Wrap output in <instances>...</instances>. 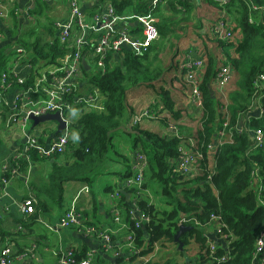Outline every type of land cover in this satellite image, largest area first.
I'll list each match as a JSON object with an SVG mask.
<instances>
[{
  "label": "trees",
  "instance_id": "obj_1",
  "mask_svg": "<svg viewBox=\"0 0 264 264\" xmlns=\"http://www.w3.org/2000/svg\"><path fill=\"white\" fill-rule=\"evenodd\" d=\"M96 1L109 2L119 15H123L146 12L150 0ZM209 2L225 11L227 16L220 19L226 21V17H232V33L240 30L241 39L234 45L236 56L227 55L219 60L215 55L207 54L205 65L198 77L202 102L200 126L191 137V142L188 138L185 141L181 135H160L145 129L141 125L142 120L132 125L133 130L137 132L130 135L134 148L136 150L138 145H141L149 165L152 164L151 179L160 185L161 197L166 199L165 205L167 204V208L160 207L162 204L157 200L152 203L148 198H138L137 195L150 190L143 188L147 185L142 184L138 189L125 190L132 196V202H135L140 213L150 219L143 226H136L132 205L120 191L123 217L128 226L126 234L134 235L135 252L128 254L132 261L152 254L156 244L170 241L176 245V253L181 256H185L190 242L196 245L197 250L195 257H186L183 263L166 261V264L262 262L263 257L259 256L255 260L254 253L257 239L264 233V80L260 79V76L264 75V22L261 15L263 13L254 11L253 7H264V0H231L224 7L212 0ZM45 6L43 1L38 0L35 9L30 12L41 15L46 9ZM165 8L173 14L183 16L185 13L187 18L191 16L194 4L189 0H162L154 10V15L159 19L156 26L161 38L171 30V18L163 13ZM7 14L14 26L11 33L17 36V45L24 49L23 61L32 68L21 87L24 90L34 89L36 78H41L44 72L47 73L50 68L58 66L59 59L70 51V45L59 42L54 25L52 27L51 24L50 41L36 32L37 27L19 34L16 31L19 27L17 8H9ZM250 18L254 19L253 23H250ZM216 40L221 46H232L229 42ZM3 52H0V76L3 72L10 74V63L18 59L15 50L10 54ZM86 58L92 61V57ZM158 58L159 50L155 43L140 56L125 50L120 63L111 62L110 57L102 72L83 70L82 83L91 84L99 90L103 110L95 111L85 106L74 108L78 112L73 119L76 143L71 141L65 154L49 159L47 182L40 189L49 203L61 204L64 183L73 180L85 181L99 169L113 148L112 139L115 134L112 131L133 123L134 113L128 94L140 85L157 81L163 75L165 69L154 65ZM220 65L230 66L238 75V87L229 94L230 103L225 112L213 94V84ZM163 93L164 103L160 109H166L173 120H180L181 112L171 98V92L165 89ZM154 104L156 110L157 102ZM257 106L260 107L258 115H248V111ZM245 115H248L249 121H244L241 125V116ZM163 121L168 128L174 125L166 123L167 117L163 118ZM225 122L228 123L226 127ZM177 128L180 130V127ZM239 128L242 129L241 132ZM223 132L225 135L221 136ZM255 132L263 135L260 146H257ZM55 135L60 134L55 131ZM226 136L229 137L227 141ZM180 148L191 152L195 157L189 174L177 171ZM64 155L67 157L63 160ZM28 157L31 162L45 159L36 151H30ZM13 163L15 167L18 165L20 170H26L28 167L24 158ZM49 203L46 200H37L36 212L28 219L35 221L40 214L50 212ZM19 223L26 225L27 222L20 219ZM180 226L191 228L180 237L183 243L181 250L174 238ZM211 226L219 227L217 237L226 243V247L215 245L214 252L211 251L212 242L206 233ZM84 257L83 253L76 256L78 260ZM141 264L156 263L148 260Z\"/></svg>",
  "mask_w": 264,
  "mask_h": 264
},
{
  "label": "crops",
  "instance_id": "obj_2",
  "mask_svg": "<svg viewBox=\"0 0 264 264\" xmlns=\"http://www.w3.org/2000/svg\"><path fill=\"white\" fill-rule=\"evenodd\" d=\"M41 1L46 4V9L43 10L42 14L40 15L30 12L31 10L33 11L35 9L36 5L38 4V0H0V12L3 14V16H0V29L2 32V37L0 39V52L4 51L3 53L10 54L13 49L15 50L18 47L16 42L17 36H14L11 33V28L14 27L12 20L8 17V14L6 15L8 9L12 8L13 6L17 8L19 27L17 30H15L19 34L29 28L37 27L36 32H41L40 36L44 37L45 40H52L51 35L49 34V21H52L55 28L56 23L64 22L68 19V0ZM189 1L194 4V9L192 10L193 14L198 10L197 6L202 7L204 0ZM195 3L197 5L196 7ZM97 4L98 2L96 0L95 3L92 0H86L82 5V9L89 17L98 9L96 6ZM210 8L214 7L211 6ZM217 8L218 18L216 20L227 16L225 11H221L219 7ZM164 10L169 11L168 8H165ZM215 13L213 11L212 15H215ZM157 20L159 21L158 17ZM46 21L49 22L47 27L45 25ZM202 21L204 22V20ZM133 26L131 23H123L120 25V27L124 28H132ZM54 30L56 31V29ZM133 31H138V29ZM200 32L208 33V27L202 29L199 31V33ZM239 32L240 30L234 33V38L237 41H239L241 38ZM55 35L57 36L56 32ZM158 41L156 43H158ZM195 44L200 45L201 41L196 42ZM205 45L209 49L212 47L211 43H205ZM223 49L225 50V48H222V50ZM190 51H196L199 55L205 58V60L208 54L202 51L199 52L197 48H189L179 65V68L182 71V65ZM212 55H215L217 58L219 57L216 52ZM229 55L231 56V54ZM225 56L222 55L219 57V59H224ZM121 61V56H114L112 58V62L120 63ZM10 65V73H14L18 78L27 79L32 70L31 66L23 61L22 56H18V59L16 61L14 60V62L10 63ZM168 70L170 71V69ZM201 72L202 69L197 73V76H200ZM174 78H172L173 80L171 79L172 88L177 90V93H183V90H179L182 88L181 84ZM233 78L234 77H232V80ZM86 84L87 83L85 82L81 83V86ZM229 89L234 91L235 87L230 86ZM0 90L4 97V103L0 107V228L2 231V237L0 238V249L5 245H11L13 247L14 254L17 256L15 258V264H59L62 254L69 250L74 252L75 257L81 253L85 254L84 258H86L89 254H93L94 264H141L142 262L140 259L142 258H137L136 260L132 261L131 257L128 255L130 252L133 253L134 249H126L124 247L125 237L127 236L126 229L120 231L118 225L113 221V211L116 205L113 192H115V190L123 191L121 190L122 181L125 177L131 174L133 158L137 152V149L135 150L134 148L133 139L130 137V135L121 130L115 132L117 134H115L112 139L113 148L111 151L113 152L110 153V151L107 154L99 169L91 174L85 181L73 180L64 183L63 202L59 207H52L53 210L51 214L54 216L52 222L48 220V217L46 218L45 214H40L35 221H32L31 219H28L31 215H25L21 213L19 204L23 199L29 196H33L36 201L46 200L48 203L50 202L48 198L40 191L42 186H44L47 182L46 177L50 171V164L46 163V161L49 162V159H43V162H31L29 160V157L24 150L26 147L27 135H38L39 140L42 143L47 144L54 137H56L55 131L57 130V127L53 126V128L49 127L48 129L45 128L38 130L32 125L31 131L28 130L27 127L24 132L20 125L15 123L17 126L16 130L10 131V129L7 127V122L13 115L12 105L16 96L20 95L23 89L20 85H18V83L12 81L11 86L3 90L1 88L0 76ZM82 91H84V89H82ZM170 92L172 93L171 89ZM183 94L186 96V98H182L179 101H181L182 104L184 103L183 105H185L186 109L187 107L191 106V102L189 101L188 94ZM213 94L216 96V98L218 97V88L216 90V87L214 86ZM152 103L154 102H151V104ZM147 111H150L148 105L139 113H135L132 119ZM259 111V106L253 107L250 111H248V115H258ZM6 113H8V116ZM248 115L241 116V125H243L244 121H249ZM149 118L155 119L156 117L154 114H152V116ZM183 121H185L184 116H182L180 122L185 124ZM32 123L33 122L30 124ZM181 123H179V125ZM185 126L180 127L179 135H181L183 138H188L191 142L192 138L190 137V126L192 125H189V128H186ZM149 128L151 129L152 126ZM197 129L198 127L195 129V131ZM165 135H173L170 133L168 127L166 128ZM114 146L117 147V150L114 148ZM21 158H24V160L28 162V167L26 170H20L18 165H16V167L13 166V162L17 163L21 160ZM16 168L17 173H12V170ZM3 178L7 179V183L2 182ZM145 193H142L139 195V197L144 199L148 198L150 202L155 203L152 199H150V196L147 197L148 194ZM127 202L130 204L132 203L131 195ZM51 204L52 203H49L50 206ZM72 205L76 207L77 211L82 216L85 225L70 228H60V218ZM20 219L25 220V222H27L26 225L19 223ZM45 225L53 226L55 229L51 231ZM86 226L98 227L103 231L109 230L113 232V234H111V240L113 242L112 249L106 250L104 248V242L99 237L86 234L84 232V228ZM206 233L210 241L214 242L216 245L225 246V242L217 238L216 227H209ZM30 252H32V254H29ZM116 252H120L118 257L115 256ZM21 254H27L28 256L25 257L24 260H21ZM31 255L33 256L30 257ZM262 257L263 258L261 261L264 262V255Z\"/></svg>",
  "mask_w": 264,
  "mask_h": 264
},
{
  "label": "built area",
  "instance_id": "obj_3",
  "mask_svg": "<svg viewBox=\"0 0 264 264\" xmlns=\"http://www.w3.org/2000/svg\"><path fill=\"white\" fill-rule=\"evenodd\" d=\"M84 1L86 0H68V19L64 22L55 24L59 42L61 44L70 45V51L59 59L60 64L58 66L50 68L47 73L44 72L41 78H36L34 89L24 90L23 87H21L23 89V91H21L22 93L17 95L13 102L12 123H18L24 132L32 122L30 120L31 116L39 117L45 114L59 113L67 123L65 130L47 144L40 142L38 135L28 134L26 147L24 149L27 155L30 151H36L45 159H51L55 155L65 154L72 141L69 133V121L65 117L66 112L80 106H85L95 111L103 110L99 90L95 86L89 88L85 87L87 85L81 86L84 79L83 60L87 62L89 71L95 73L102 72L105 70L106 63L110 57V61L112 62L114 56L122 57L125 50L136 56L143 55L160 38L156 26L158 20L154 15V10L162 3V0H150L146 12L123 15H119L110 3H98L96 5L98 9L89 17L82 9ZM92 1L95 3V0ZM212 1L224 7L229 4L231 0ZM179 9L182 8L179 7ZM253 10L263 13L262 21L264 22V7L254 6ZM0 16H3L1 12ZM253 22L254 19L250 18V23ZM123 23H136L137 25L132 28L120 27ZM135 29H138V31H133ZM211 35L223 42H229L232 40L234 34L223 19H218L211 27ZM1 37L2 32L0 29V39ZM15 51L19 57L24 56L23 48L18 46ZM86 56L92 57V62L94 63L93 68ZM204 65L205 58L196 51H190L182 65V69L186 73L187 81L192 84L193 101H196L200 108L202 102L197 73ZM232 72L234 71L230 66H221L219 68L215 78L218 89H224L231 82ZM260 79L264 80V75H261ZM12 81L23 86L26 79L18 78L14 73L8 74L3 72L1 75V88L5 90L7 87L11 86ZM82 89H84V91H82ZM3 103L4 97L0 92V107ZM149 114L150 111H147L136 116L132 124L136 125L144 116ZM227 125L228 123L225 122L224 127ZM168 129L171 134L179 135L177 126L170 125ZM241 130L242 129L239 128V132H241ZM224 135V132L221 133V136ZM255 139L257 146H260L263 135L260 132H255ZM180 150L181 155L177 161V171L183 174H189L195 163V157L184 148H180ZM148 168L149 161L147 156L143 151L138 150L133 158L132 172L123 179L121 190L125 191L133 188H140L144 182ZM12 173L16 174L17 168L12 170ZM2 182L7 183V179L3 178ZM113 197L116 200L115 209L113 211V221L118 225L121 231L127 229L128 226L123 217L124 210L120 202V190H116ZM137 197L140 198L139 195H137ZM36 203L37 201L33 196L23 199L19 204L21 213L33 215L36 212ZM131 205L133 217L136 218V226H143L144 223L149 222V217L140 213L135 202H132ZM80 225H85V223L74 205H72L59 220L60 228H70ZM45 226L51 231L55 229L50 225ZM84 230L88 235L99 237L104 242V248L106 250L112 249L113 242L111 240V234H113V232L109 230L103 231L98 227L89 226H86ZM219 232L220 229L217 226L216 235H218ZM1 237L2 231L0 228V238ZM222 241L225 242V240ZM215 245L214 242L211 243L212 252L216 250ZM134 246V235L127 234L124 247L126 249H134ZM133 252H135V249ZM29 254H32V252ZM119 255L120 252L115 253L116 257ZM263 255L264 233L262 232L256 242L254 259L256 260L259 256ZM27 256V254H21L20 259L24 260ZM32 256L33 255L30 257ZM16 257L11 245H5L0 249V264H15ZM59 264H94V255L89 254L86 258L77 260L74 252L69 250L62 254ZM261 264H264V262H261Z\"/></svg>",
  "mask_w": 264,
  "mask_h": 264
},
{
  "label": "rangeland",
  "instance_id": "obj_4",
  "mask_svg": "<svg viewBox=\"0 0 264 264\" xmlns=\"http://www.w3.org/2000/svg\"><path fill=\"white\" fill-rule=\"evenodd\" d=\"M195 3V7H196ZM214 8H210V7ZM197 11L194 12L191 16L185 17V13L183 16L181 14H173L170 11L163 10V13L166 16H169L171 20L169 21L171 30L166 33V35L161 38L158 41V50H159V58L157 59V62L154 63V65L161 69H165L163 75L155 82H151L150 84H143L138 86L137 88L133 89L129 94H128V100H130V103L132 104L133 108V113H139L142 109H145V107L148 105L150 108V114L146 115L142 119V126L145 129H148L150 131H154L157 134L164 135L166 134V124L163 121V118L167 117V122L168 124L172 123L177 127H182L185 126L186 128H189V125L191 128L190 132V137H193L195 134V129L200 126V114L202 113L201 108L198 107L196 101H193V96H192V84L187 81L186 73L183 72L180 68L179 65L189 48H197V50L200 52L204 53H210L214 54L215 52L219 57L227 56L231 54L232 57H235V51H234V45L236 44L237 40L234 38L235 36L233 35L232 40L229 41V43L232 44V46H227L224 45L221 47L219 44V41L216 40L210 33V27L216 23L218 20V8L211 4L208 0L203 1L202 7L197 6ZM208 9V10H207ZM214 11L215 15H212V12ZM262 15V14H261ZM222 17V16H221ZM186 18V20H185ZM225 23L228 25V27L231 29L234 25L232 22V17H226ZM224 19V17H223ZM204 20V22L202 21ZM51 26L53 27L52 21H49ZM49 22H45L46 27L48 26ZM208 27V33L207 32H200L202 29ZM39 35H41V32H38ZM234 34V33H233ZM240 36L241 33L239 32ZM241 39V38H240ZM201 41L200 45H196V42ZM206 44H212V47L209 49L206 47ZM225 43V42H224ZM228 43V42H227ZM222 48H225V50ZM14 50V49H13ZM12 50V52H13ZM210 51V52H209ZM223 51V52H222ZM218 57V59H219ZM219 60H222L220 58ZM90 62V61H89ZM92 68L94 66V63L91 61L90 62ZM221 66V65H220ZM170 69V71L168 70ZM93 70V69H92ZM168 71V72H167ZM93 72V71H90ZM175 77V78H174ZM197 76V80H198ZM232 77L233 80L229 85H227L224 89H218V94H217V99L221 103V106H223V111H226V107L229 105L230 100H229V94L232 92V89L230 90V86L235 87V90L238 87L237 81H238V75L236 72H232ZM174 78L176 81H178L181 84V87L179 90H183V93L188 94L189 101L191 102V106L187 107L185 109V105L179 101L182 98H186V96L183 93H177V90H174L172 88V83L171 79ZM173 80V79H172ZM199 81V80H198ZM91 84H88L85 86L86 88L91 87ZM214 87H216L217 90V84H213ZM169 90L171 89V98L176 102L177 108L179 107V110L181 112V116H184L185 118V124H182L180 120H173L169 116V112L166 109L161 110L162 105L164 103L162 97L164 96L163 90ZM234 89V88H233ZM234 90V91H235ZM151 102H157V109H155L154 103L151 104ZM77 110H69L66 112L65 117L69 121V133L71 135V138L73 139L72 141L76 143V130L74 128V121L73 119L75 118V115H77ZM157 113V114H156ZM152 114L155 115V119L149 118L152 116ZM8 116V113H6ZM12 117V116H11ZM190 119V120H188ZM179 123H181L179 125ZM167 124V125H168ZM32 124L28 125V130L31 131ZM53 126L57 127V123L55 121H47L44 123H41L36 126L38 130H42L45 128H53ZM152 126L150 129L149 127ZM7 127L10 129V131L16 130L17 126L15 123H12V118H10L7 122ZM119 133V132H118ZM117 134V133H114ZM113 134V135H114ZM117 137V136H116ZM186 137V136H185ZM185 141L186 138H184ZM226 141L229 139L228 136L225 137ZM114 148L117 150V147L114 146ZM141 148L140 150L142 151L141 145L137 149ZM111 151L110 153H112ZM63 160L67 155L62 156ZM61 160V158H59ZM44 160H40L39 162H43ZM47 164H49L48 161H46ZM150 165H152L150 163ZM149 165V169L146 172V176L143 182V185H147L146 187H143L144 189L149 188L150 190H146L148 194L147 197L150 196V199H152L154 202L157 200L160 202L162 205H159L160 207H165L167 208V204L165 205L166 199L161 197V193L159 191L160 185L156 184L152 179H151V166ZM197 174V173H196ZM195 174V175H196ZM63 202V200H62ZM61 202V204H62ZM61 204L57 203H52L51 204V211L45 214L46 218L48 217V220L50 222L53 221V215L51 214L53 210V206L59 207ZM44 216V217H45ZM188 247L185 250V256L184 255H179L176 253V245L173 244L170 241H164L163 243H158L155 246V249L152 254L147 255L145 258L140 259L141 262H145L146 260L153 261L156 264H166V261L170 262H178V263H183L185 261V258L189 257H195L196 255V250L197 247L194 245L192 242L189 243Z\"/></svg>",
  "mask_w": 264,
  "mask_h": 264
},
{
  "label": "water",
  "instance_id": "obj_5",
  "mask_svg": "<svg viewBox=\"0 0 264 264\" xmlns=\"http://www.w3.org/2000/svg\"><path fill=\"white\" fill-rule=\"evenodd\" d=\"M133 25H137V24L134 23V24H132V26ZM83 67L86 71L89 70V66L85 60H83ZM30 120L33 122V127H36L37 125L44 123V122H47V121H55L57 123V130H56L57 134H61L65 130V128L67 127L66 121L63 120V118L61 117V115L59 113L45 114V115H42L39 117L31 116ZM120 130L129 134V135L137 134V132L133 130L132 125L120 126L116 130H113L112 133H115V132L120 131ZM52 162H53V160H52ZM122 194H124L126 196V199L129 200L130 194L126 193L125 191H122ZM190 229L191 228H189V227L180 226L179 230L176 232V234L174 236L175 243L178 244L180 250L183 248V243L180 241V237L184 233L189 231Z\"/></svg>",
  "mask_w": 264,
  "mask_h": 264
}]
</instances>
